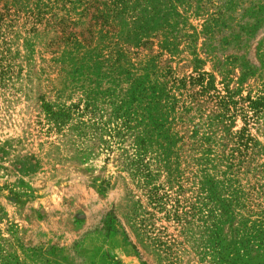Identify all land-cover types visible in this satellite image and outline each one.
Instances as JSON below:
<instances>
[{
	"label": "rangeland",
	"instance_id": "374dc122",
	"mask_svg": "<svg viewBox=\"0 0 264 264\" xmlns=\"http://www.w3.org/2000/svg\"><path fill=\"white\" fill-rule=\"evenodd\" d=\"M0 264H264V0H0Z\"/></svg>",
	"mask_w": 264,
	"mask_h": 264
},
{
	"label": "trees",
	"instance_id": "16d2710c",
	"mask_svg": "<svg viewBox=\"0 0 264 264\" xmlns=\"http://www.w3.org/2000/svg\"><path fill=\"white\" fill-rule=\"evenodd\" d=\"M15 3L16 2H14V4ZM50 107H51V105H49V103L44 104V107H43L44 113L47 115L48 120H52L54 122L55 126L61 127L62 125H64V119L61 118L62 116L64 118V115L57 114V112L52 111V109ZM242 141H243L242 137H239L237 140L239 146L242 145Z\"/></svg>",
	"mask_w": 264,
	"mask_h": 264
}]
</instances>
